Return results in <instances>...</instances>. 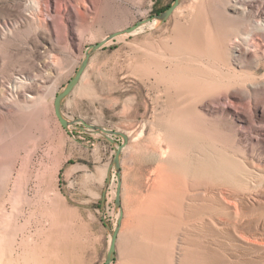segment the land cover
<instances>
[{"label": "rangeland", "instance_id": "obj_1", "mask_svg": "<svg viewBox=\"0 0 264 264\" xmlns=\"http://www.w3.org/2000/svg\"><path fill=\"white\" fill-rule=\"evenodd\" d=\"M172 1L0 0L6 264H104L115 147L81 120L129 139L111 264H264V0H181L90 56L62 103L74 125L54 113L89 45Z\"/></svg>", "mask_w": 264, "mask_h": 264}, {"label": "water", "instance_id": "obj_2", "mask_svg": "<svg viewBox=\"0 0 264 264\" xmlns=\"http://www.w3.org/2000/svg\"><path fill=\"white\" fill-rule=\"evenodd\" d=\"M181 0H173L169 6L162 10L159 13H156L152 16H149L144 19L138 20L136 23H134L131 26H128L126 28L116 30L114 32L109 33L107 36H105L102 40L98 41L97 43L89 45L85 52H84V57L82 61L80 62L79 66L75 70L73 76L69 79V81L65 84V86L60 90L54 97V113L56 117L58 118L59 122L62 124V126L65 129H68L69 126L74 125L76 121L73 120H68L63 116L62 113V103L64 99L73 91V89L76 87V85L80 82L81 77L89 63L90 56L96 52L98 49L104 47L106 43L110 40H113L116 38L118 35L122 34H130L134 32L136 29H138L140 26L156 21L157 24L162 23L166 21L174 12V10L180 5ZM81 122L90 128L93 132L95 133H100L103 135L104 138H106L108 141H110L114 147H115V154L112 159L111 166L114 167V170L116 171L118 175V184H117V190H116V196H115V205L120 211V216L117 221V224L113 231L110 230V241L107 249V253L105 256V262L104 264H111L114 261L115 254H116V241L118 237V232L121 226V219H122V207H121V199H120V194H121V179H120V172H121V156H122V151L124 147L128 143V135L125 134L124 132L118 131V130H112V129H107L99 125H94V124H88L81 120ZM113 136H120L122 137V142L117 143L114 138L111 137ZM111 166L109 170L111 169Z\"/></svg>", "mask_w": 264, "mask_h": 264}, {"label": "bare ground", "instance_id": "obj_3", "mask_svg": "<svg viewBox=\"0 0 264 264\" xmlns=\"http://www.w3.org/2000/svg\"><path fill=\"white\" fill-rule=\"evenodd\" d=\"M43 1H48V2H50V0H43ZM34 3V2H33ZM32 3V4H33ZM34 5L36 6V5H38V2H36V3H34ZM47 6V5H46ZM235 8L236 9H238V8H240L239 6H237V5H235ZM38 9V8H37ZM177 9V8H176ZM175 9V10H176ZM174 10V11H175ZM76 11H77V14L79 13L80 14V12H79V10L78 9H76ZM74 13H75V11H74ZM174 13V12H173ZM46 20V19H45ZM256 23H258V25H259V27L264 31V23H262V24H260L258 21L256 22ZM157 24V22L154 20V21H152V22H149V23H146V24H144V25H142V26H140L138 29H136L133 33H136V32H139V31H141V30H143V29H145V28H151L152 26H154V25H156ZM257 26V25H256ZM124 36H126V34H122V35H118L116 38H118V39H122V38H124ZM249 37V36H248ZM247 37V38H248ZM110 41H112V40H110ZM110 41H108L107 43H109ZM237 41H241V38H239ZM242 41H245L244 40V38L242 39ZM106 43V44H107ZM238 50L240 51V53H246V52H248L247 50H249V48L247 47V48H245V47H243L242 45H240L239 47H238ZM235 76L236 77H239L238 76V74H235ZM235 78V77H234ZM233 78V79H234ZM225 79H232V78H230L229 76H228V74L226 75V74H224V76H222V80H225ZM225 82H227V81H225ZM231 82V81H230ZM26 82L25 81H23V80H21V79H14L13 80V82L10 84V92H12L13 91V93L14 92H21L20 90H23L22 92H24V87H25V84ZM262 84V83H261ZM260 86V85H259ZM13 170V169H12ZM227 199V198H226ZM229 200V199H228ZM224 201V200H223ZM234 203V202H233ZM232 206V205H231ZM122 220V219H121ZM2 226H4V225H2ZM1 226V227H2ZM6 227V226H5ZM3 230V229H2ZM1 230V231H2ZM0 236H4V234L3 235H0ZM243 237V236H242ZM240 239H242V238H240ZM248 239V238H247ZM257 240V239H256ZM255 240V241H256ZM259 241V240H258ZM262 242V241H261ZM260 242V243H261ZM264 242V241H263ZM263 242H262V244H263ZM253 243V242H252ZM2 248V247H1ZM2 250H3V248H2ZM2 261H3V255H2V252L0 253V264L2 263ZM4 264H6V263H4Z\"/></svg>", "mask_w": 264, "mask_h": 264}, {"label": "crops", "instance_id": "obj_4", "mask_svg": "<svg viewBox=\"0 0 264 264\" xmlns=\"http://www.w3.org/2000/svg\"><path fill=\"white\" fill-rule=\"evenodd\" d=\"M4 263H6V259H5L4 256H3V261H2L1 264H4Z\"/></svg>", "mask_w": 264, "mask_h": 264}, {"label": "trees", "instance_id": "obj_5", "mask_svg": "<svg viewBox=\"0 0 264 264\" xmlns=\"http://www.w3.org/2000/svg\"><path fill=\"white\" fill-rule=\"evenodd\" d=\"M168 6H169V5H167L164 9H166ZM164 9H163V10H164ZM161 11H162V10H161ZM161 11H159V12H161ZM159 12H158V13H159Z\"/></svg>", "mask_w": 264, "mask_h": 264}]
</instances>
